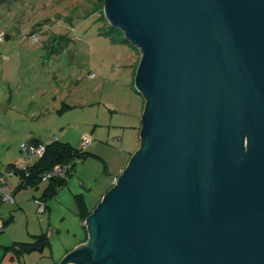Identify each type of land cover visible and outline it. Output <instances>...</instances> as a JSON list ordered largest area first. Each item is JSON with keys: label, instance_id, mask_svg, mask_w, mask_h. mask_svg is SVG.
<instances>
[{"label": "water", "instance_id": "95a60500", "mask_svg": "<svg viewBox=\"0 0 264 264\" xmlns=\"http://www.w3.org/2000/svg\"><path fill=\"white\" fill-rule=\"evenodd\" d=\"M105 17L141 50V143L58 264H264V0H105Z\"/></svg>", "mask_w": 264, "mask_h": 264}, {"label": "rangeland", "instance_id": "374dc122", "mask_svg": "<svg viewBox=\"0 0 264 264\" xmlns=\"http://www.w3.org/2000/svg\"><path fill=\"white\" fill-rule=\"evenodd\" d=\"M0 36V224L12 217L0 252L45 235V250L19 258L58 264L87 236L77 198L84 195L93 212L140 148L141 50L109 25L104 0H0ZM56 138L87 156L75 160L57 195L44 198L49 180L23 187L15 174L30 162L24 143Z\"/></svg>", "mask_w": 264, "mask_h": 264}, {"label": "trees", "instance_id": "16d2710c", "mask_svg": "<svg viewBox=\"0 0 264 264\" xmlns=\"http://www.w3.org/2000/svg\"><path fill=\"white\" fill-rule=\"evenodd\" d=\"M105 2V0H104ZM33 145L45 147V154L38 158L35 162H32L25 169L16 170V175L20 177L23 187L36 185L39 181H42V177L49 173L54 172L58 166H66V175L61 177H55L51 179V185L45 190L44 198H51L59 193V191L67 185V177L71 175L75 169V160L77 158H86L87 153L79 151L73 148L68 143H63L57 138L50 144H43L39 141H32ZM30 144V143H28ZM90 213H81L82 222H85ZM12 217L4 222L0 229V233L5 230V227L10 223ZM47 236L39 235L35 237V241L32 243H13L9 247H5L6 252H13L17 257L23 253H31L34 251H43L47 246Z\"/></svg>", "mask_w": 264, "mask_h": 264}, {"label": "built area", "instance_id": "2783aa9c", "mask_svg": "<svg viewBox=\"0 0 264 264\" xmlns=\"http://www.w3.org/2000/svg\"><path fill=\"white\" fill-rule=\"evenodd\" d=\"M3 39H4V37L0 36V42L3 41ZM84 139H85V144L89 145L90 142H91L90 137L86 136ZM22 150H23V152H26L28 154V158L30 160L29 163H26L24 165L23 169H25L27 166H29V164L32 163L31 156H36L37 159H38V158H41L45 154V147L43 145L35 146L33 144L24 143L22 145ZM66 171H67V167L66 166H58V167L55 168L54 172H52V173L49 172V173L45 174L42 177V181H45V180L51 181V179H53L55 177L64 176V175H66ZM1 196H2V199L5 202L14 201L13 196L9 195L5 190L1 191ZM45 209H46L45 204H41V211H45ZM1 227H2V225L0 224V229H1Z\"/></svg>", "mask_w": 264, "mask_h": 264}, {"label": "crops", "instance_id": "0c3cea01", "mask_svg": "<svg viewBox=\"0 0 264 264\" xmlns=\"http://www.w3.org/2000/svg\"><path fill=\"white\" fill-rule=\"evenodd\" d=\"M146 103V102H145ZM145 104L143 105V115H144V112H145ZM142 118H143V116H142ZM141 129H142V119H141V127H140V141H141ZM132 158V157H131ZM68 181V180H67ZM67 184H68V182H67ZM86 197L83 195V196H81V198H77L80 202H82V204H83V210L87 213H90V215L94 212V210L97 208H95V209H93V212H92V210L87 206V202H86V199H85ZM89 217V216H88ZM87 217V218H88ZM87 220V219H86ZM86 220H85V222H82V224H83V227L85 228V230L87 231V236H86V239L84 240V241H80L79 243H77L76 245H75V248L74 249H72L71 251H67V253H65L66 255L67 254H69L70 252H72L73 250H75V249H77V248H79L80 246H82L83 244H85V243H87L88 242V240H89V233H88V229H87V226H86ZM10 235V234H9ZM10 237V236H9ZM6 245H4V244H2V247H6L7 245V247H9V244L8 243H5ZM0 255H1V257H2V264H22V258H19V257H17L13 252H11V251H9V252H0ZM65 255V256H66ZM64 256V257H65ZM26 259V258H25ZM64 259V258H63ZM25 262V264H28L27 263V260H25L24 261Z\"/></svg>", "mask_w": 264, "mask_h": 264}]
</instances>
